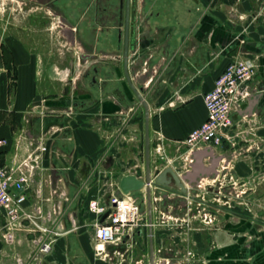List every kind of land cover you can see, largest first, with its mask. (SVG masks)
<instances>
[{
  "label": "crops",
  "instance_id": "obj_1",
  "mask_svg": "<svg viewBox=\"0 0 264 264\" xmlns=\"http://www.w3.org/2000/svg\"><path fill=\"white\" fill-rule=\"evenodd\" d=\"M135 1V11L129 18L131 30L127 35L123 20L114 38L106 35L102 39L106 45H115L113 48L103 47L99 54L103 58L104 72L107 74L111 69L114 76L107 79L109 81L102 94L93 98L84 91L77 99L79 103H86L91 98L95 104L81 105L73 116L66 118L65 125H59L66 131V141L63 133H60L55 144L50 139L49 145L50 148L64 150L66 160H55L49 155L45 167L56 168L64 177L68 192L82 196L85 206L81 210L85 213L86 201L96 194V190H103L104 193L110 191L107 184L93 185L95 179L92 172L95 168L111 172L113 178L118 179L117 183L127 174H145V161H142L145 154L144 109L125 81L122 57L126 44L131 83L136 89L142 88L141 94L148 106L150 163L155 175L167 167H171L177 175L193 172L191 166H195L200 154L203 156L199 165L206 170L210 167L211 155L227 158L230 150L223 147L196 151L192 154L190 166L184 167L187 155L184 140L204 122L206 110L203 96L212 90L217 76L232 59H248L257 66L251 81V86L257 91L233 118L238 121L244 116L249 126L257 130L252 135L254 132L247 128L248 143L241 148L251 147V150L234 157L230 165L236 177L246 180L248 199L257 194L264 196V177L261 176L264 175V0ZM37 5L54 12L61 19L70 20L72 26L67 24L69 28H83L82 11L72 7L74 1L59 0L56 5L60 12L57 13L46 2ZM18 54L23 71H26L16 97L10 95L7 74H0V139L6 141L5 145L0 146V165L8 163L13 153L14 139L19 134L25 132L35 137L52 126L47 118L34 119L29 125L24 123L25 111L36 97L37 87L32 72L33 58L28 51ZM14 63L20 75L15 56ZM145 75L147 79L142 87ZM41 86L43 90L44 86ZM40 92L39 98H44V93ZM70 97L66 94L58 99H45L46 106L65 111L69 105L74 107L73 98ZM158 145L164 149V160L158 159L155 154ZM81 182L93 188L92 194L84 193ZM183 184L187 187V183ZM191 186H194V182ZM163 191V206H168V210L177 206L180 212L182 208L190 207V204L186 205L180 200L173 201L175 194L180 195L177 198L189 197V190L187 195L181 194L178 189ZM71 208L72 203L67 206L68 212ZM259 215L262 216L261 211ZM79 224L82 228L80 231L58 240L48 257V263L119 264L96 259L92 251V232L84 220ZM2 225L3 218L0 216V232ZM190 225L192 232L183 226L174 234L176 237H172L169 230L162 226H152L154 261L156 251L164 247L171 251L172 256L191 250L195 255L193 264H264L263 218L251 217L243 211L236 212L233 207L232 211L225 212L217 219L214 226ZM142 239H146L145 252L139 249ZM149 246V228L147 232L143 228L138 229L135 245L124 264H131V258L134 259L137 253L141 257L136 255L138 260H135V264L145 263L146 256L149 264ZM26 253H18L20 259L24 260ZM6 259L0 239V264H10Z\"/></svg>",
  "mask_w": 264,
  "mask_h": 264
},
{
  "label": "built area",
  "instance_id": "obj_2",
  "mask_svg": "<svg viewBox=\"0 0 264 264\" xmlns=\"http://www.w3.org/2000/svg\"><path fill=\"white\" fill-rule=\"evenodd\" d=\"M256 69L257 66L252 60L234 58L217 76L212 90L203 96L206 110L204 122L192 130L184 140L187 154L184 167L190 166L192 154L196 151L223 147L236 149L237 143H248L247 128L250 126L246 117L242 116L238 121H234L233 116L241 111L245 101L257 91L251 86ZM2 71L0 57V74ZM45 113L46 110L32 107L25 118L37 114L42 117ZM250 130L254 131V128L250 127ZM54 133L56 131L51 128L35 137H30L25 132L19 134L14 139L13 153L8 163L0 165L2 240L5 244L18 243L20 241L18 235L23 234L30 248L26 259L18 260L20 264H45L58 240L81 227L67 210L70 197L65 192L67 187L63 177L58 175L55 168H47L44 165L47 156L51 155L49 141ZM5 144V139H0V146ZM244 149L248 152L251 147ZM155 154L158 159L164 160L162 146L158 145L155 148ZM133 175L144 181L145 174ZM206 185L208 187V184ZM146 186L151 190V211L155 216L152 226H162L166 230L169 228L178 230L187 226L191 230L188 225L192 224V220H199L203 226L215 225L216 217L211 211L213 202L205 204L197 201L196 213L192 218H185L187 214L184 218L170 217L166 216L169 214H165L160 207V197L157 194L159 188L154 186V176L150 175L149 183L137 192L141 193L144 203ZM81 188L85 194H89L88 183L81 182ZM201 188L205 189L204 181ZM117 189L118 184L115 187L110 186L108 193L102 190L106 197L104 195L91 197L87 203L86 213L93 218L94 257L106 263L124 264L133 250L138 229L148 227V222L136 201L137 193L116 196ZM228 208L233 207L229 205ZM106 213L107 217L100 222L101 216ZM167 221H170V224ZM29 242L31 244H28ZM170 252L164 247L159 248L154 264L194 262L195 255L191 250H185L175 256Z\"/></svg>",
  "mask_w": 264,
  "mask_h": 264
},
{
  "label": "rangeland",
  "instance_id": "obj_3",
  "mask_svg": "<svg viewBox=\"0 0 264 264\" xmlns=\"http://www.w3.org/2000/svg\"><path fill=\"white\" fill-rule=\"evenodd\" d=\"M81 39V35L71 32L69 26L64 22V20L61 19L58 15H56L54 12L42 8L35 3L29 4L28 2H24L22 0H0V52L1 64L3 67V71L1 74H7V76L9 77L11 87L10 95L14 94V96L16 97L18 95V88L21 84V78L25 76L26 71V69L23 71V65L18 60V53H22L25 51L29 52L30 56L33 58L32 72L35 80L34 85L37 87V92L34 101L27 107L24 117L27 116V112H29L32 107H37L38 110H46V113L42 117L37 114L33 115V117L31 118H24V123L29 125L30 122H32V120L34 119H50V125H52L51 128L56 131V133H54L50 138L54 140L53 144H55V142L60 138V133H63V139L66 141V131L65 129H60L59 125H65L67 123L66 118H69V116H73L76 111H78V107L80 106L77 99L80 98V96L85 91L82 81V74L85 67L87 66V61H85L84 58L88 52L83 49ZM5 43L9 44L13 49L17 65L20 68V75H18L17 66L14 65V67H12V65L10 64L11 61L5 58ZM92 58L96 60L103 59L100 55L94 56ZM110 61L117 63L116 60ZM146 77V75L143 77L142 87L145 84L144 81L147 79ZM41 84L44 86L43 90H41ZM12 88L14 89L12 90ZM40 91L44 93V98H39L38 95L39 93H41ZM66 94H68V96H71L70 98H73L74 104L77 103L76 107H71L69 105L67 107V110L63 111L48 108L46 106L45 99H58L59 96L63 97L66 96ZM256 122L257 121H254V123ZM96 124L98 125L99 123ZM94 129L95 131L98 130L96 126ZM255 130L253 132H255ZM65 155L66 154L64 150L60 151L58 148L56 149L54 147H51V156L55 158V160H58L59 158H61L62 160H66V158H64ZM143 157L144 155H142V159ZM151 169L152 164L150 163V170ZM151 171V175H155V171H153V169ZM57 173L58 175H61L58 170ZM92 177L93 179H95L93 185L95 184L99 186L101 184L105 186V184H107L108 187H115L118 184V179L113 178V174L111 172H107L99 168L94 169V171L92 172ZM259 181L261 182V179ZM233 182L234 210L236 212L243 211L254 218L261 217L264 219V196L259 197L257 194L255 196H250L249 199H242L240 198L239 193L248 187L246 185V180L235 176ZM204 184L205 189H207L209 188V184H212V182H210V180L205 179ZM206 184H208V187H206ZM186 189L190 192L189 197H186V199H184V197L177 198L176 196L180 197V195L178 194H175L173 197L176 198L175 200H173L175 202H178L180 200L186 205L190 204V207L182 208V210L179 212L177 210V206L171 207V209L169 210L168 206H163V202L165 201L163 194L165 193L163 191L164 189L159 188L157 194L160 197V207L165 214H169L166 216L184 218L187 214L185 218H192V215L196 213V188L195 186H187ZM92 191L93 188H90L89 194H92ZM98 191L99 190H96V194H94L92 197L102 195H104L105 197L107 196L103 194L102 191L97 194ZM201 191L203 192L204 196H206V190L202 189ZM65 192L70 197L69 204L72 203V212L69 211L70 214H72V216L76 218L77 222L79 223L84 220L85 223L88 225L87 228L89 229V231L92 232V218L89 217L83 210H81L85 206V202H82V196L76 193L70 194L67 189ZM135 196L136 201L140 206L141 213L144 214V218H147L146 202H143L141 193H137ZM206 197V202L212 203L210 196L207 195ZM86 202L88 203V201ZM166 202L168 203V201ZM188 209H190L189 214ZM260 211L262 212V216L259 215ZM182 213L185 214L182 215ZM152 221L154 222V215H152ZM167 222L168 224H170V221ZM191 223V227H198V225H201L199 223V220H192ZM80 229L82 228L80 227L74 232L76 233L80 231ZM143 230L147 232V227L143 228ZM176 231H178L176 228H169V232L172 237H176V235H174ZM187 231L190 230L188 229ZM190 232H192V230ZM2 234L3 232L1 228L0 239L3 249L6 252V260L10 261V264H20L18 260L21 259L18 253L27 251L25 255L26 259L28 253L30 252L29 245H27L24 235H18L20 240L18 242L19 244L17 242L13 244H5V242L2 240ZM22 239H24L25 242ZM28 244H31V242H29ZM140 248L144 249V252L146 251V239H142L139 249ZM129 254H131V252ZM136 255L137 257L139 256L138 253ZM136 255H134L135 258ZM140 257L141 256H139V258ZM147 257L148 256L144 258L145 263L143 264H147ZM135 258H131V264H135V260H138V258ZM45 264H49L48 259L46 260Z\"/></svg>",
  "mask_w": 264,
  "mask_h": 264
},
{
  "label": "flooded vegetation",
  "instance_id": "obj_4",
  "mask_svg": "<svg viewBox=\"0 0 264 264\" xmlns=\"http://www.w3.org/2000/svg\"><path fill=\"white\" fill-rule=\"evenodd\" d=\"M28 2L29 4L35 3L39 4L41 2H46L47 6L51 10L60 12L56 3L59 0H22ZM74 1L73 8L82 11V21L81 26L83 28H70L71 32L80 34L82 37V46L83 49L88 52L85 55L84 60L87 61V66L85 67L82 74V81L84 89L91 97L98 96L102 94L107 87V83L110 77L114 76V72L108 71L107 74L104 72L105 66L102 60H96L92 57L98 56L102 51L103 47L113 48L114 44L106 45L103 43V38L106 35H111L112 38L115 37V34L119 31L125 16L128 15L129 18L135 11L136 1L135 0H72ZM76 10V11H77ZM69 14V13H68ZM66 24H71V21L62 18ZM72 26V24L70 25ZM100 27L97 32V28ZM131 30V22L128 21V31ZM98 34V35H97ZM117 46V45H116ZM5 58L11 61L12 67H14V52L9 44L5 43ZM1 57V52H0ZM128 66V65H127ZM128 72V67H127ZM124 73V69H123ZM129 75V73H128ZM107 77V78H106ZM91 99V98H90ZM87 101L86 103H79V106L88 104L93 106L95 104L94 100ZM98 100V99H97ZM74 107L77 106L73 104ZM255 135V132L253 133ZM244 144L241 142L237 143L236 149H229V157H219V156H210V167L206 170H202L200 167V160L203 154L198 155L196 164L194 166V176L193 182L196 188V197L197 201L207 203V195L210 196L211 201V211L215 214L216 220L221 218L225 212L232 211L228 206L233 207L234 200V171L230 165L231 160L236 157V155L241 156L243 153H246L245 149L241 147ZM208 154V153H205ZM264 177V175H261ZM261 176L259 179H261ZM210 180L212 184L205 191V195L201 191V183L205 180ZM264 181V179L262 180ZM192 182V183H193ZM247 185V184H246ZM244 186V185H243ZM176 190V189H175ZM199 192V193H198ZM240 198L248 199V187L245 188L242 192L239 193Z\"/></svg>",
  "mask_w": 264,
  "mask_h": 264
},
{
  "label": "water",
  "instance_id": "obj_5",
  "mask_svg": "<svg viewBox=\"0 0 264 264\" xmlns=\"http://www.w3.org/2000/svg\"><path fill=\"white\" fill-rule=\"evenodd\" d=\"M128 21L129 16H125V31L126 35L128 32ZM123 66H124V76L125 81L129 90L132 92L136 100L141 104L144 109V117H145V154H144V161H145V176L144 181L138 179L133 174H127L120 178L118 182V189L115 192L116 196L121 194L127 195L130 193H137L141 191L145 184L149 183L150 181V149H149V130H148V106L146 101L144 100L141 92L142 88L136 89V87L131 83L130 77L127 72V64H128V48L127 45H124L123 49ZM191 169L194 170V165L191 166ZM194 173L193 172H186L183 175H177L171 167H167L161 172H158L154 177V186L157 188H163L165 190H175L178 189L179 192L183 195H187V189L184 186L183 182L187 183V186H191L193 180ZM146 193V216L149 228V239H150V246H149V264H154V251L152 245V211H151V190L149 186L145 187ZM107 213L101 216L100 222H103L104 219L107 217Z\"/></svg>",
  "mask_w": 264,
  "mask_h": 264
}]
</instances>
